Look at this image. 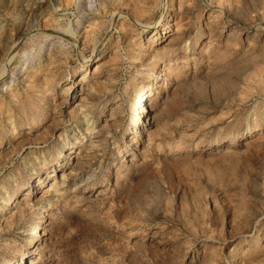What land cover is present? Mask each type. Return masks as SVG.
Wrapping results in <instances>:
<instances>
[{"label":"rangeland","instance_id":"374dc122","mask_svg":"<svg viewBox=\"0 0 264 264\" xmlns=\"http://www.w3.org/2000/svg\"><path fill=\"white\" fill-rule=\"evenodd\" d=\"M119 1L0 0V264H264V0Z\"/></svg>","mask_w":264,"mask_h":264},{"label":"bare ground","instance_id":"6f19581e","mask_svg":"<svg viewBox=\"0 0 264 264\" xmlns=\"http://www.w3.org/2000/svg\"><path fill=\"white\" fill-rule=\"evenodd\" d=\"M125 1H127V0H124V2ZM133 1V0H132ZM138 0H136V2H135V0H134V2L135 3H133L134 5L132 6V12L131 13H133V15H134V17H135V20L137 21V22H139V23H141V21L142 20H144V25H145V23H148L149 22V18H150V15H151V6H152V4H157V5H161L163 8H165V7H168V6H174V1H172V3H170L169 4V2H168V0H139L138 2H137ZM182 1L183 0H180L178 3H179V5H182ZM186 1V0H185ZM184 1V2H185ZM224 1V0H223ZM116 2V1H115ZM123 2V0L120 2L119 1V5L121 4ZM123 2V3H124ZM131 2V1H130ZM125 3H127V5H128V3L129 2H125ZM112 4V3H111ZM114 4V3H113ZM112 4V5H113ZM118 6V5H117ZM123 6V5H122ZM186 5H184V7H185ZM128 7H131V6H128ZM128 7H127V9H128ZM159 7V6H158ZM124 8V7H123ZM181 8H182V6H181ZM118 9V8H117ZM122 9V8H121ZM129 9V10H130ZM183 9V8H182ZM185 9V8H184ZM130 10V11H131ZM157 10V9H156ZM122 12H123V10H121ZM127 11V10H126ZM125 11V12H126ZM181 11H183V10H181ZM210 12H212V10L210 11ZM222 12V11H221ZM221 14V13H220ZM125 16H127V14L125 15ZM128 17V16H127ZM147 17H148V19H147ZM121 20V19H120ZM134 20V19H133ZM126 21V20H125ZM162 22H165V26L164 27H170L169 25H170V22L169 21H166V20H162ZM238 24V23H237ZM240 24V23H239ZM239 24L238 25H236V26H234V28H236L237 26L239 27ZM247 25V24H246ZM159 26V25H158ZM158 26H155V29H154V34H153V36H154V39L156 38V36L158 35ZM175 26H177V23L175 24ZM245 27H243V28H238L237 30H239V31H242L243 29H244ZM27 33V32H26ZM28 33H29V31H28ZM60 35L59 36H61V35H64L63 33H60V32H58ZM162 33H164L163 31H162ZM89 36H90V38H92V37H95V36H93V34H91V33H89L88 34ZM87 36V35H86ZM61 37H63V36H61ZM132 37V36H131ZM177 37V36H176ZM174 38L173 39V44H177L178 43V41L180 40L179 38H180V36H178L177 38ZM133 40V39H132ZM170 42V41H169ZM90 43V42H89ZM172 44V45H173ZM171 45V44H170ZM171 45V46H172ZM137 46L138 47H142L143 46V44L142 43H137ZM170 46V47H171ZM97 47V46H96ZM95 47V48H96ZM180 47V46H179ZM171 50V49H170ZM132 51V50H131ZM166 52V51H165ZM104 64V63H103ZM103 64H99V63H96L95 64V68L93 69V72L95 71V70H97V68H99L101 65L103 66ZM87 72V71H86ZM86 76V73L84 74V76H82V78H84ZM82 78L81 79H78V81H81L82 80ZM166 78L167 79H171V77H170V74L168 73L167 75H166ZM151 86V85H150ZM153 86V85H152ZM69 89L71 88V86H69L68 87ZM141 97L142 96H139L138 97V100L140 99L141 100ZM137 108V107H136ZM142 113V112H141ZM140 113V115H139V118L142 116V114ZM138 114V113H137ZM139 120V119H138ZM139 122V121H138ZM243 134H244V132H243ZM245 135V134H244ZM216 143H217V141H215ZM214 142V143H215ZM219 142V141H218ZM42 221V219H40V222ZM42 238H43V235H42V228H41V226L39 225L38 227H36L35 229H34V234H33V239H34V241H41L42 240ZM30 242H33L32 241V239H31V241Z\"/></svg>","mask_w":264,"mask_h":264}]
</instances>
